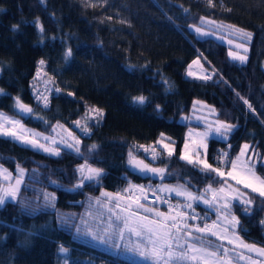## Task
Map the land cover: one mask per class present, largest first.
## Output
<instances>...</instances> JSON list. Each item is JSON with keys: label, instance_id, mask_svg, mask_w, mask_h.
I'll return each mask as SVG.
<instances>
[{"label": "trees", "instance_id": "16d2710c", "mask_svg": "<svg viewBox=\"0 0 264 264\" xmlns=\"http://www.w3.org/2000/svg\"><path fill=\"white\" fill-rule=\"evenodd\" d=\"M219 23L252 34L245 62L229 57L224 41L203 34ZM194 61L211 73L209 79L188 75ZM48 77L60 91L51 92L44 107L33 93ZM0 89V110L45 133L67 125L80 140V153L61 145L54 155L0 136V162L13 171L25 169L16 197L0 206V264H151L126 253L131 248L122 243L121 221L106 206L103 190L128 192L132 180L167 181L194 191L219 184L224 177L179 159L184 131L194 122L178 118L192 110L195 98L213 104L216 116L235 126L225 139H207L210 164L217 166L222 150L231 159L242 140L264 157V0H0ZM139 96L144 103L137 102ZM16 97L33 113L16 109ZM88 105L103 110L102 118ZM77 121L87 135L74 126ZM161 132L176 149L168 156L157 146L153 159L140 146ZM130 152L166 168L164 178L132 170ZM83 162L103 170L98 182L82 179ZM256 170L264 176L259 163ZM246 190L254 198L251 211L238 202L232 209L242 234L264 244V199ZM193 208L201 213L198 221H210L213 213L204 205L194 201ZM193 236L203 237L205 246L217 241Z\"/></svg>", "mask_w": 264, "mask_h": 264}, {"label": "snow or ice", "instance_id": "6c2138e0", "mask_svg": "<svg viewBox=\"0 0 264 264\" xmlns=\"http://www.w3.org/2000/svg\"><path fill=\"white\" fill-rule=\"evenodd\" d=\"M43 2V0H42ZM209 4H212V0H208ZM214 6V5H213ZM230 10V9H229ZM212 23H215L214 21ZM18 26L14 25L13 28L16 29ZM40 32L44 31L43 25L38 24ZM229 28H234V26H227ZM197 32H201L200 28H196ZM236 32L241 35L242 38L246 40L251 39V33L245 32L243 29H236ZM207 35L208 33H203ZM231 43V41H230ZM238 48L243 47V45H237ZM247 49H245V52ZM72 55V50L69 48L65 53L66 58ZM233 59L239 60L241 63L247 60L246 55H240L238 53H230ZM193 63H198L194 61ZM40 64L43 65L44 61L41 60ZM191 67V66H190ZM188 75H194L191 71L188 72ZM201 79H209L210 77H200ZM57 92L60 89H56ZM0 94H3V89H0ZM72 95V93H69ZM44 102V107L48 106V98L46 96L40 97ZM144 96H139L136 98L137 102L144 103ZM246 102V101H245ZM247 103V102H246ZM15 107L22 113L32 114L33 109L24 104L19 97L15 98ZM251 108V105H249ZM99 118L103 116V110L101 109H92ZM79 126V121L76 122ZM234 125L226 124L224 122H217V126L214 131L217 135L221 137H227L234 129ZM86 135L88 134L87 127L81 129ZM28 130L24 128L19 120L11 119L6 116L4 113H0V136L11 137L14 140H18L24 144L30 145L34 148L43 149L46 152H49L54 155H59V150L56 148L45 147L44 144L39 142L40 133H31L29 135H24ZM202 138H207L209 133L198 134ZM189 136H192V133H189ZM162 139L158 143L163 145V148L167 150V155L172 156L175 152V148L170 146L174 145V141L169 143H164L163 133H161ZM43 139L48 140L49 137H43ZM74 144H68L69 148H74L76 153H80V148L76 145L80 144L78 138H74ZM55 143V140L52 141ZM201 147H206L203 145V140H201ZM97 146L92 145L91 149H95ZM144 147V146H140ZM230 147V145H229ZM249 145L245 144L241 152L235 157V159H228V153L223 152L222 156L225 159V166L229 168L227 173L221 169V167H214L212 164L208 163L206 159H200V152L197 149H193L197 158L189 153V144H184V150L180 155L179 159L186 161L189 164H192L195 167H199L202 172L215 174L216 178H223L225 175L230 177L235 181L237 186L228 184L227 181H223L224 186L219 188H213L211 184L207 186L205 192H211V199H205L204 196H198L193 192L187 190L184 186H161L160 191L163 192H175L177 196H184L189 203L185 205L187 208L192 207L194 201H203L205 204L215 206L216 203H221L220 208L217 209L218 212L222 211V216L226 227L221 228L216 222H213L211 225L205 223L203 227L199 224L189 225L188 214L186 212H181L177 210V206L169 204V212H161L157 208L148 207L145 204L141 203V199H147L144 195L145 189L142 185H129V188L126 191H131L135 189L140 195H137L135 199H132L130 203L126 204L121 211L127 213L126 216L116 215L117 220L123 221V230L134 234L137 238L147 236L148 244L151 245L149 248H144L141 245H137L139 249V255L145 260L151 261V264H185V262H194V264H232V258L230 257V251H235V246L233 249L223 248L220 245L215 246H205L203 242V237L193 236V232L203 233L210 236L217 237L218 239H225L229 244H235L238 242V246L242 249H247L250 252L259 253L261 256H264V248H256L255 245L245 244L239 239L236 229L239 226V219L231 213V208L234 202H238L243 206V211L248 213L251 211L250 206L254 203V198L249 194V192L242 191L239 185L243 186V189L250 190V193H255L257 198L264 199V176L258 175L256 172L257 163L264 167V157L256 156L257 159H254L252 156H248L247 159H242L247 155L246 150L249 149ZM90 149V150H91ZM146 152H150L153 159H156V149L155 148H144ZM131 157L130 163L134 167L138 168L141 172H150L157 174L161 179L164 178V173L167 171L166 168H155L150 167L143 160H137L132 156V153H129ZM219 159V158H218ZM25 170L19 169V177H23ZM79 172L83 180H96L99 181L103 170L99 168H93L90 165H82L79 169ZM0 174L4 176L5 180H9L12 176L11 173L0 166ZM16 179V186L7 187L0 190V206H3L9 198H15L17 192L19 191V185L22 180L20 178ZM219 183V179L217 180ZM82 183V181H81ZM80 185H77L79 187ZM106 197H109L110 200L115 199L116 208H120V200L124 197H121L119 193H104ZM157 200H161L160 197H157ZM167 203L166 200L162 201ZM99 203V201H97ZM133 208L136 211H133ZM140 210H143L146 214H154L156 219H152L150 215H141ZM111 211V209H110ZM173 213H175L173 215ZM191 219H197V216L193 215ZM264 223V221H261ZM79 232V228L76 229ZM231 232V237L225 235L222 236L221 233ZM94 238H97L94 236ZM183 240V243L180 241ZM192 240H196L200 243V246H197V243H193ZM106 242V241H102ZM60 252L66 253L68 249L60 246ZM254 264V262H253Z\"/></svg>", "mask_w": 264, "mask_h": 264}, {"label": "rangeland", "instance_id": "374dc122", "mask_svg": "<svg viewBox=\"0 0 264 264\" xmlns=\"http://www.w3.org/2000/svg\"><path fill=\"white\" fill-rule=\"evenodd\" d=\"M227 26H233V25L219 23L218 27H216L217 30L204 29V31H206L207 33L215 36L216 38L220 39L221 41H224L228 45L227 54H228L229 57H232V55H230V53H238L240 55H246L247 56L248 40L242 38L241 35L236 32V29H242V28H239V27H236V26H234V28H229ZM243 30L245 32H248L245 29H243ZM230 41H231V43H230ZM237 45H243V47L238 48ZM245 49H247L246 52H245ZM190 71L195 76H207V77H209L210 74H211L207 69L200 68L199 66H197V63H194L190 67ZM49 80H50L49 77L46 78L45 80H43L41 82L40 87L43 86ZM50 86H52V85H50ZM0 113H4L6 116H8L11 119L18 120L17 117L15 116V114H12V113H10L8 111L0 110ZM178 119L181 120V121L194 122V123H189L187 125L185 131H184L183 140L181 141L180 148H179L180 155L182 154V152L184 150V144L188 143L189 144L188 151L193 156V158H197L195 152L193 151V149H197L200 152L199 158L200 159H206L207 162H208V159H207V156H206L207 139L210 136L218 137V138H225V137H221V136L217 135L215 133L214 129L217 126V122L218 121L224 122L226 124H229V123L226 122L225 120L217 117L216 116V109H215L214 105L209 103L208 101H206L204 99H201V98H195L193 100L192 110L190 112L182 113L179 116ZM23 126H24L25 129L28 130V133L29 132H31V133H40L41 135L39 137H37L39 139V142L41 144H44L45 147H49V148H54V147H52V146H50L48 144H52V145L57 144L59 146H61V145L62 146H64V145L67 146L68 144H74L75 143V139L74 138H78L79 139L78 135L75 132V129L72 128V127H69L67 125H62V126L60 125L58 127L56 126L54 128L53 132H51V133H45V132L39 131V130H37V129L31 127V126H28L26 124H23ZM74 126L78 130H81L82 128H84L83 125L79 124V126H78L77 123L74 124ZM190 132L192 133L191 137L189 136ZM161 133H163L164 138H170V140L169 139H164V143H169L170 144V141H174L173 138L168 133H166V132H161ZM161 133L156 137V139H154V141L151 142L152 144H147V145H142V146H144L145 148H155V147L158 146V147H161L162 149H164L163 145L158 143V141H160L162 139ZM201 133H209V135L205 139V138H202L201 136L198 135V134H201ZM43 137H49V139L45 140V139H43ZM53 140H55L54 144L52 143ZM201 140H203V145H206V147H201L200 146ZM245 144H248L250 147H249V149L246 150L247 155L245 157H242V159H247L248 156H252L254 159L257 158V156H256L257 150L252 145V143L250 141H248V140H242V141H240V143L238 145L237 153L235 155H233L231 157V159H235V157L241 152V150L243 149V146ZM170 146H172V147H174L176 149V142L174 143V145H170ZM37 149H40V148H37ZM41 150H43V149H41ZM85 164H87V163H84V162L80 163L79 167H81L82 165H85ZM87 165H90V164H87ZM0 166H2L4 169H7V171L12 174V176H11V178L9 180H5L4 176L2 174H0V190H2L4 188H7V187L16 186V179L19 177V169L20 168L24 169V168L19 166V167L16 168L15 171H13L12 169H10L8 166L3 164L2 162H0ZM90 166L93 167V168H99V167L93 166V165H90ZM228 170H229L228 167L223 168V171H225V173H227ZM256 172H257L258 175H261L257 170H256ZM261 176H263V175H261ZM23 177H24V175H23ZM23 177H19V178L23 181ZM223 181H227L228 184H231L233 186H237L235 181H233L230 177L225 175L224 178L222 179V181L219 184L215 185L213 183H207L200 191H194L192 189H189V188H186V187L185 188L187 190L193 192L194 194L198 195V196H204L205 199L210 200L212 194H211V192H205V189L207 188V186L209 184H211L213 188H219V187L224 186ZM165 185L171 186V187L180 186V185L169 183L167 181H159V185H158L159 188L161 186H165ZM20 186H21V184L19 185V188H20ZM238 187H240L242 191L248 192L246 189H243L242 185H239ZM103 192L104 193H112L114 195L118 193V192L111 191V190H103ZM166 193H168V192H166ZM119 194L121 195V197H124L123 199L120 200V208H116L115 207L116 200L115 199L110 200L109 197H108V200L110 202H108L106 204V206H108V208H111V207L114 208L116 210L117 214H119L120 216H126L127 213L121 211V209H123L126 204L130 203L132 199H135V197L137 195H140V193H138L135 189H132L131 191H128V192H125V193H119ZM168 194H172V195L177 196L175 192H171V193H168ZM177 197H181V198L186 199L184 196H177ZM195 202H199L202 205H204L207 208L206 211H208V213H213V214H211L213 219H214L213 222H216L221 228L227 226L225 224L224 220H223V216H222V211L223 210L221 209L220 212L217 211V209L220 208V205H221L222 201L220 203H216L215 206L209 205V204H205L203 201H199V200L195 201ZM141 203L145 204L148 207L157 208L161 212H165V213L169 212V210L163 209V208L157 206L156 204H155L156 205L155 206V205L151 204L149 201H147L145 199H141ZM112 208H111V210L114 211V209H112ZM133 211H136V209L133 208ZM231 213L233 215H235L236 217H238V219H239L238 214L232 208H231ZM140 214L141 215H150V217L152 219H156L154 214H146V213L143 212V210H140ZM174 214L175 213H173V215ZM119 221H121V226H119V231L122 232V236H123L122 243L124 245L125 244L129 245V248H131V250H128L126 248L127 249L126 253L128 255L129 254H133L134 256H138V257L142 258L143 260H145L143 257H141L139 255V249H137L136 246L139 244V245H141L144 248H149L150 249L151 245L148 244L147 236L145 235V236H143L141 238H137L134 234L128 232L127 230H123V221L122 220H119ZM187 222H188L189 225H197V224H199L201 227H203V225L206 223L205 221H204V223L200 222L197 219L191 220L190 217H188ZM212 223L207 222V224H209V225H211ZM235 231L238 234L239 239L241 241H243L245 244L255 245L256 248H264V244L256 242V241L244 236L242 234V232L239 230V226L237 227V229ZM221 235L222 236L227 235V236L231 237V232H229V233H223L222 232ZM208 236H210V235H208ZM211 237H213V239L217 240V241L213 240L214 246L215 245H220L223 248H228L230 250L233 249V247L235 246V251H230V253H229L230 257L232 258V264H253V262H254V264H264V256H261L259 253H256V252H250L247 249L240 248L238 246V242H236L235 244H229L227 242V240H225V239H218L217 237H214V236H211ZM180 242L183 243V240H181ZM192 242L193 243H197V246H200V243L195 242L193 240H192ZM63 263H64V260H63Z\"/></svg>", "mask_w": 264, "mask_h": 264}, {"label": "built area", "instance_id": "2783aa9c", "mask_svg": "<svg viewBox=\"0 0 264 264\" xmlns=\"http://www.w3.org/2000/svg\"><path fill=\"white\" fill-rule=\"evenodd\" d=\"M50 85H52V86H50ZM55 88L59 89L58 86H56ZM56 89H54L52 80L50 79L43 86H41L40 88H38L35 91V94H34L35 101L38 104L44 106V102H43V100L40 97L46 96L48 98V101H50L49 95L52 92V90H56ZM48 105H49V103H48ZM92 109H99V107L96 106V105H88V110H90V112H92V113H95L94 111H92ZM24 134L25 135H29L26 132ZM58 148H60V147H58ZM132 183L135 184V185L144 186V189H145V192H146L147 196L150 199L154 200L158 205L164 206L165 208L169 209V204H171V205L177 206V210L178 211L186 212V213H189V214L195 215V216H200L201 215V213L198 210L194 209L193 207L187 208L185 205L178 204L177 201L173 197L161 192L157 188V186L155 184L146 183V182H143V181H135V180L132 181ZM157 197H160L161 200H157ZM164 200H166L167 203L162 202Z\"/></svg>", "mask_w": 264, "mask_h": 264}, {"label": "water", "instance_id": "95a60500", "mask_svg": "<svg viewBox=\"0 0 264 264\" xmlns=\"http://www.w3.org/2000/svg\"><path fill=\"white\" fill-rule=\"evenodd\" d=\"M135 158H136L137 160H143V161H144L146 164H148L150 167L161 168V167L158 166V165H154V164L148 163L147 161H145V160L142 159V158H139V157H135ZM130 159H131V157H130ZM130 159H129V165H130V168H131L132 170H135V171L141 173V174H142L143 176H145V177H148V176L153 177V178L160 177L159 175H157V174H153V173H150V172H141L138 168L134 167V165H133L132 163H130Z\"/></svg>", "mask_w": 264, "mask_h": 264}, {"label": "crops", "instance_id": "0c3cea01", "mask_svg": "<svg viewBox=\"0 0 264 264\" xmlns=\"http://www.w3.org/2000/svg\"><path fill=\"white\" fill-rule=\"evenodd\" d=\"M16 116V115H15ZM17 117V116H16ZM17 119H18V117H17Z\"/></svg>", "mask_w": 264, "mask_h": 264}]
</instances>
